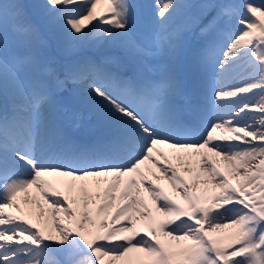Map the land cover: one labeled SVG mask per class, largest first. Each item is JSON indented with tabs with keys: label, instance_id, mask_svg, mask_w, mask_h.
<instances>
[{
	"label": "snow or ice",
	"instance_id": "1",
	"mask_svg": "<svg viewBox=\"0 0 264 264\" xmlns=\"http://www.w3.org/2000/svg\"><path fill=\"white\" fill-rule=\"evenodd\" d=\"M0 264H264V0H0Z\"/></svg>",
	"mask_w": 264,
	"mask_h": 264
},
{
	"label": "rangeland",
	"instance_id": "2",
	"mask_svg": "<svg viewBox=\"0 0 264 264\" xmlns=\"http://www.w3.org/2000/svg\"><path fill=\"white\" fill-rule=\"evenodd\" d=\"M28 2H32V0H28ZM144 2L153 3L154 0H144ZM85 51H89V52H90L89 49H85ZM115 54H117V55H122V53H115Z\"/></svg>",
	"mask_w": 264,
	"mask_h": 264
},
{
	"label": "bare ground",
	"instance_id": "3",
	"mask_svg": "<svg viewBox=\"0 0 264 264\" xmlns=\"http://www.w3.org/2000/svg\"><path fill=\"white\" fill-rule=\"evenodd\" d=\"M251 102H252V103H255V99H253Z\"/></svg>",
	"mask_w": 264,
	"mask_h": 264
}]
</instances>
